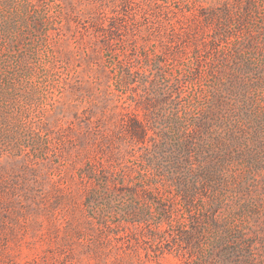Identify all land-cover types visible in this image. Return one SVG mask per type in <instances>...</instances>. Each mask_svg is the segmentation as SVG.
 I'll list each match as a JSON object with an SVG mask.
<instances>
[{
	"label": "rangeland",
	"instance_id": "374dc122",
	"mask_svg": "<svg viewBox=\"0 0 264 264\" xmlns=\"http://www.w3.org/2000/svg\"><path fill=\"white\" fill-rule=\"evenodd\" d=\"M225 10L224 33L218 24ZM1 27L0 78L11 92L0 101V264H176L172 255L157 263L143 258L145 250L164 249L171 234L152 236L116 216L108 220L117 244L100 241L99 212L85 208L80 182L90 164L114 169L116 149L104 137L120 135V112L141 94L140 81L155 82L164 93L177 86L165 117H184L189 102L216 94L220 52L232 56L226 72L249 64L245 83L264 81V0H0ZM250 35L257 41L248 48ZM110 55L126 56V67L109 64ZM127 70L136 73L134 90L116 85ZM253 94L255 114L264 120V90ZM161 129L168 131L166 124ZM261 158L245 195L252 205L246 222L260 251ZM115 182L120 193L113 206L120 208L138 184ZM116 245L131 249V262L121 261Z\"/></svg>",
	"mask_w": 264,
	"mask_h": 264
},
{
	"label": "trees",
	"instance_id": "16d2710c",
	"mask_svg": "<svg viewBox=\"0 0 264 264\" xmlns=\"http://www.w3.org/2000/svg\"><path fill=\"white\" fill-rule=\"evenodd\" d=\"M229 20L225 10L218 24L224 33ZM256 41V36L250 35L246 47ZM186 50L184 46L181 51L185 54ZM231 57L219 53L215 59L220 63V77L215 78L218 83L213 89L216 94L189 102L183 108L184 117L164 115L175 103L172 100L167 104L177 86L164 93L155 82H139L141 94L120 112V135L112 132L104 137L116 149L114 169L90 164L80 182L85 208L99 212L100 241L117 244L118 235H109L116 226L108 220L116 216L126 226L143 225L152 236L171 234L164 249L144 251L147 262L157 263L164 255H172L176 264H264V250L260 251L257 237L246 222L252 205L245 201L249 174L259 170L264 154V120L255 114L257 98L253 94L264 90V81L245 83L241 76L252 70L249 64L226 72L231 68L223 64ZM126 59L110 55L107 61L125 68ZM153 64L160 71V66ZM135 75L127 70L117 77L116 85L134 90ZM232 82L242 89L238 91ZM10 86L0 78V101L9 95ZM215 95L218 99L213 98ZM160 123L167 125V132H158ZM116 178L138 184V190L133 187L127 191L132 201L120 208L113 206L120 193ZM91 183L102 187L89 188ZM120 250L121 261L131 262V249L126 246Z\"/></svg>",
	"mask_w": 264,
	"mask_h": 264
}]
</instances>
